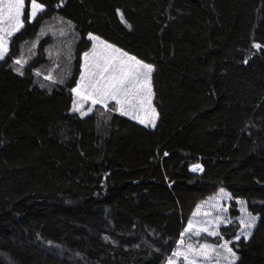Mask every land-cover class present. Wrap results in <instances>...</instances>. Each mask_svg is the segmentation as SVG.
I'll use <instances>...</instances> for the list:
<instances>
[{
	"label": "trees",
	"instance_id": "obj_1",
	"mask_svg": "<svg viewBox=\"0 0 264 264\" xmlns=\"http://www.w3.org/2000/svg\"><path fill=\"white\" fill-rule=\"evenodd\" d=\"M25 2L0 60V264H165L221 188L258 216L235 264H264V0H38L31 22ZM91 35L153 66L155 127L72 111ZM232 214L200 241L232 240Z\"/></svg>",
	"mask_w": 264,
	"mask_h": 264
},
{
	"label": "snow or ice",
	"instance_id": "obj_2",
	"mask_svg": "<svg viewBox=\"0 0 264 264\" xmlns=\"http://www.w3.org/2000/svg\"><path fill=\"white\" fill-rule=\"evenodd\" d=\"M24 9L25 0H0V59H4L8 53V37L24 27L22 19ZM43 10L44 5L39 3L38 0H30V13L27 17L29 22L37 17L38 12ZM96 39L98 40L99 38ZM101 43L103 48L111 50L112 54L97 56L94 52L92 62L89 63V53H84L85 72L87 75H81L80 83L72 91L85 100H91L93 105L101 104L107 107L109 100L115 101L116 110L123 115L131 114L133 119L137 118L135 115L137 112H143L145 116L150 112V118L140 119V123H147L155 127V119L158 113L152 106L151 74L154 70L153 66L137 60L136 57L128 56L127 53L121 52L120 49H115L112 45L105 42ZM255 47L259 49L261 46L257 44ZM15 63L23 65L26 61L17 59ZM17 71H20V69H17ZM20 74L23 75V72ZM47 79L51 80L52 77L48 76ZM75 110L78 111L79 107H76ZM86 114L81 112V115ZM205 215L208 214L205 213ZM222 222L225 221L218 217L215 222L206 221L203 226L199 227L189 223L185 233L195 231L197 235L203 232L211 236H219L218 231L215 229ZM226 222L231 223V221ZM255 222L256 217L250 215L247 219L240 220V223L247 229H251ZM247 235L250 236L251 232L249 231ZM236 239H239V236ZM180 244L181 248L177 249L173 256L168 258L167 264H179L180 260L184 264H199L200 257L208 261L212 258L213 252H216L217 256L215 264H221L217 246L205 244L197 248L192 244L185 245L183 239H181ZM229 244L230 241H225L223 245L218 247L226 252L223 257L225 264H235V261L239 258L235 251L228 246Z\"/></svg>",
	"mask_w": 264,
	"mask_h": 264
},
{
	"label": "rangeland",
	"instance_id": "obj_3",
	"mask_svg": "<svg viewBox=\"0 0 264 264\" xmlns=\"http://www.w3.org/2000/svg\"><path fill=\"white\" fill-rule=\"evenodd\" d=\"M25 7H26V2H25ZM23 16H24V13H23ZM22 19H23V17H22ZM23 22H24V19H23ZM15 33H17V32H15ZM12 36L8 37V48H9V44H10V40H11ZM96 38H99V39L97 40ZM90 39L92 40V45H91L89 51L87 52V53H89V63L92 62L93 53L94 52L97 54V56L112 54L111 50H105L103 48V44L101 42H105V43H107L109 45H112L115 49H120L119 47H117V46L105 41L104 39H102V38H100V37H98L96 35H91ZM120 50L123 53H127V52H125L122 49H120ZM127 54H128V56H133V55H131L129 53H127ZM133 57H135V56H133ZM136 59L139 60L138 58H136ZM145 64H147V63H145ZM82 74L87 75V73L85 72V60L83 62L81 75ZM80 81H81V77L79 78L77 85L80 83ZM151 85H152V74H151ZM152 91H153V85H152ZM153 96H154V92H153ZM113 102H115V101L109 100L107 102V107ZM96 105H100V106H102L104 108H107V107H105L104 105H101V104H96ZM96 105H93L91 100H85L82 97L77 96L76 93H74V102H73V106H72V111L73 112H76V113H79V114H81V112H85L87 114L86 115H82V116H88V115H90L93 112V109H94V107ZM152 106L155 108V106L153 104V97H152ZM76 107H79L78 111L75 110ZM89 109H91V111H89ZM155 110H156V108H155ZM156 113H157V110H156ZM135 115L137 116L136 119H133L131 114L130 115H124V116H126V117H128V118H130V119H132V120H134V121H136L138 123H140V119H148V118H150L151 113L149 112L148 115L145 116V114L143 112H137V113H135ZM157 119H158V116L155 119V124L157 122ZM140 124H142L144 126H147V127H152V126H150L147 123H140ZM196 166H199V167H196ZM201 166L202 165H200V164H194L193 166H191V171L193 173H201L203 171V170L200 169ZM233 204H235L236 209L238 211V215H239L238 217H236V220L239 223V229L237 230L235 237H233V239L230 240V244L228 245L229 247L232 248V246H231V242L232 241L239 240L240 238L241 239L242 238H246V240L250 238L251 235L249 236V235H247V233L250 231L251 234H252L253 229L255 228V226H256V224L258 222V216L253 215L248 210L247 204H246V202L244 200L234 199L233 197L230 196V194L228 193V191L226 189L221 188V189H219V191L216 194H214V195L206 198L205 200H203L196 207L195 212H194V214H193V216H192V218H191L189 223H192V224L196 225L197 227H199V226H203L206 221H210L211 220V221L215 222L216 218H218V217L222 218L225 222L220 223L219 227L215 229L216 231H218L219 236H220L221 235V229L224 226H228V225L231 224V223H227L226 221H231L232 222L233 220H235V218L233 217V214H232ZM205 213H207L208 215H205ZM249 215L256 217L255 225L251 229L244 228V226L240 223L241 219H247L249 217ZM185 229H184L183 235L181 236L182 237L181 239L184 240L185 245L192 244L194 247H197V248L200 245H205V244L211 245V246H217V251L219 252V259L221 260V264H225V262L223 260V257L226 255V252L223 249H220L218 246L219 245H223L224 242L228 241V240L223 238L222 241L220 243H218V244L217 243L208 242V241H200V238L202 236H208V237H211V238H215L217 236H211L208 233H203V232L200 233L199 235H197V234H195V231L191 232V233H185ZM237 236H239V239H236ZM181 239H180V241H181ZM180 241H179V244L176 246L175 250L172 252L170 257L173 256L174 252L177 249L181 248ZM237 257H238V255H237ZM216 258H217L216 252H213L212 253V258L210 260H208V261H205L203 259V257H200L199 258V264H215V259ZM167 261H168V259H167ZM167 261H166L165 264H167ZM236 261H235V263H236ZM179 264H184V262L182 260H180Z\"/></svg>",
	"mask_w": 264,
	"mask_h": 264
},
{
	"label": "crops",
	"instance_id": "obj_4",
	"mask_svg": "<svg viewBox=\"0 0 264 264\" xmlns=\"http://www.w3.org/2000/svg\"><path fill=\"white\" fill-rule=\"evenodd\" d=\"M200 169H202V170H203V167L201 166V167H200ZM240 239H241V238H240ZM240 239H239V240H240ZM245 239H246V238H245ZM239 240H236V241H239ZM247 240H248V239H247Z\"/></svg>",
	"mask_w": 264,
	"mask_h": 264
}]
</instances>
